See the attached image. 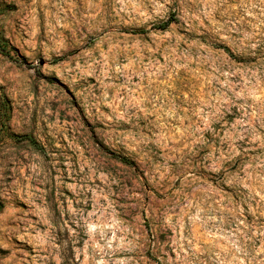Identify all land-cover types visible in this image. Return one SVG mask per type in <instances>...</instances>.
I'll use <instances>...</instances> for the list:
<instances>
[{
  "label": "rangeland",
  "instance_id": "obj_1",
  "mask_svg": "<svg viewBox=\"0 0 264 264\" xmlns=\"http://www.w3.org/2000/svg\"><path fill=\"white\" fill-rule=\"evenodd\" d=\"M0 264H264V0H0Z\"/></svg>",
  "mask_w": 264,
  "mask_h": 264
},
{
  "label": "trees",
  "instance_id": "obj_2",
  "mask_svg": "<svg viewBox=\"0 0 264 264\" xmlns=\"http://www.w3.org/2000/svg\"><path fill=\"white\" fill-rule=\"evenodd\" d=\"M170 24H171V22H167V23H165L164 25H161L159 28H160V30L165 31V30H167V29L169 28ZM22 142H27V143H29L31 146H33L34 148H36V149L39 150V151H42V150H43L42 148H40V147L37 145V143L34 141V139H32V138H30V137H25V138H23V139H22ZM119 161H120L121 163H123V164H126V165H130V164H131L130 161H129L128 159H122V158H119Z\"/></svg>",
  "mask_w": 264,
  "mask_h": 264
}]
</instances>
